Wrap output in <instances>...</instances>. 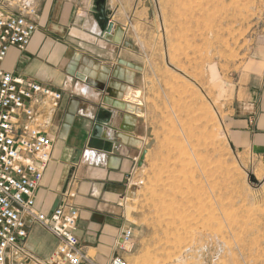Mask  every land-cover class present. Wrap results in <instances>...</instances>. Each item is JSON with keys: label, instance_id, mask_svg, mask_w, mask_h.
I'll use <instances>...</instances> for the list:
<instances>
[{"label": "rangeland", "instance_id": "obj_1", "mask_svg": "<svg viewBox=\"0 0 264 264\" xmlns=\"http://www.w3.org/2000/svg\"><path fill=\"white\" fill-rule=\"evenodd\" d=\"M263 61L264 0H127L145 150L125 205L127 264H264V165L224 126Z\"/></svg>", "mask_w": 264, "mask_h": 264}, {"label": "crops", "instance_id": "obj_2", "mask_svg": "<svg viewBox=\"0 0 264 264\" xmlns=\"http://www.w3.org/2000/svg\"><path fill=\"white\" fill-rule=\"evenodd\" d=\"M106 23L94 11L96 0H34L36 25L27 46L10 47L5 70L52 86L61 93L48 114L53 137L50 161L35 192V207L49 214L72 188L79 209L75 234L100 263L121 254L116 248L126 224L121 196L129 197L140 168L142 104L127 68V0H103ZM37 109L48 113L39 97ZM99 120L101 130L93 134ZM224 126L232 147L264 165V61L235 86ZM42 233L45 247L33 239ZM27 247L48 255L55 239L32 225Z\"/></svg>", "mask_w": 264, "mask_h": 264}, {"label": "built area", "instance_id": "obj_3", "mask_svg": "<svg viewBox=\"0 0 264 264\" xmlns=\"http://www.w3.org/2000/svg\"><path fill=\"white\" fill-rule=\"evenodd\" d=\"M34 17V0H0V264H100L82 248L75 234L79 209L72 188L49 214L34 205L53 145L47 116L57 107L61 93L2 67L10 47L23 50L29 43L36 29ZM39 97L47 100L48 113L37 109ZM128 184H133V178H128ZM127 199L121 196L118 204L125 207ZM34 224L55 239L54 249L46 256L27 247ZM132 239V228H125L117 250L130 251ZM104 264L127 262L123 255L115 254Z\"/></svg>", "mask_w": 264, "mask_h": 264}, {"label": "water", "instance_id": "obj_4", "mask_svg": "<svg viewBox=\"0 0 264 264\" xmlns=\"http://www.w3.org/2000/svg\"><path fill=\"white\" fill-rule=\"evenodd\" d=\"M93 10L96 11L98 13V17L100 19H102L104 23H106V28H105L104 31L107 32V33H110L111 30H112L113 24L111 22H108V20L106 18V15L104 14L103 0L96 1ZM98 121L99 120L97 119L94 122V125H93V134L94 135H97L100 132V130H101V127H100V124L98 123ZM144 155H145V150H143V152H142V154L140 156L139 166H141V164H142Z\"/></svg>", "mask_w": 264, "mask_h": 264}]
</instances>
